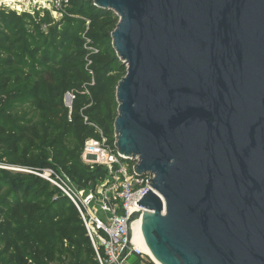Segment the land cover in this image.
Instances as JSON below:
<instances>
[{"label":"water","instance_id":"95a60500","mask_svg":"<svg viewBox=\"0 0 264 264\" xmlns=\"http://www.w3.org/2000/svg\"><path fill=\"white\" fill-rule=\"evenodd\" d=\"M119 18L118 154L160 264H264V0H87ZM139 252H137L138 254Z\"/></svg>","mask_w":264,"mask_h":264},{"label":"trees","instance_id":"16d2710c","mask_svg":"<svg viewBox=\"0 0 264 264\" xmlns=\"http://www.w3.org/2000/svg\"><path fill=\"white\" fill-rule=\"evenodd\" d=\"M70 6L74 18L56 25L43 10L0 8V165L52 169L77 188L90 189L106 180L108 171H90L81 161L85 142L98 137L85 117L92 118L91 123L96 120L111 142L116 141L118 85L109 74L125 65L113 47L116 14L97 8L93 1L71 0ZM87 23L103 60L91 96L77 94L69 112L64 95L82 91L89 81L81 47ZM27 107L31 111L23 113ZM0 264L99 263L69 198L34 174L0 168Z\"/></svg>","mask_w":264,"mask_h":264},{"label":"built area","instance_id":"2783aa9c","mask_svg":"<svg viewBox=\"0 0 264 264\" xmlns=\"http://www.w3.org/2000/svg\"><path fill=\"white\" fill-rule=\"evenodd\" d=\"M50 3L56 14H62L71 0H44L42 5ZM94 53L99 51L94 49ZM85 123L95 128L97 138L88 139L83 158L97 167L108 171V178L102 185L98 196L91 190L88 194L77 188L68 176L57 174L52 169L26 170L22 172L43 178L76 206L88 237L91 240L99 264H127L131 254L141 256L144 264H157L150 256L138 251L131 242L128 255L124 251L129 244L128 223L134 213L142 211L139 201L152 190L154 177L151 174H135L138 160L118 154L109 137L94 123ZM91 193V194H90ZM137 252H139L137 254Z\"/></svg>","mask_w":264,"mask_h":264},{"label":"rangeland","instance_id":"374dc122","mask_svg":"<svg viewBox=\"0 0 264 264\" xmlns=\"http://www.w3.org/2000/svg\"><path fill=\"white\" fill-rule=\"evenodd\" d=\"M42 1H44V0H16V1H14L15 2L14 3V2H12V0H10V1L0 0V8L6 7V8H9L11 10L17 11L19 13L40 11V10L42 11L43 10V11L49 12V14L51 15V18L53 20L54 25L58 24L59 22L65 20L67 18H70V19L74 18L70 12L71 11L70 5L62 11V14H56L54 9H51L52 6L50 5V3H47L46 5H42ZM44 30L45 31L47 30V26H45ZM93 34H95V32L93 33L91 23H87V29L81 36V40H82L81 41V47H82V50L85 51V56L82 58V60L84 62L83 63L84 69L86 72H88L89 81L83 85L82 91L71 90V91H68L66 93V95H64V98H63L64 106H65V108H67L69 110V112L72 111L73 103L77 97V94H87L88 96H91L90 89L96 85L97 69H99L101 61L103 60V58L101 56L102 48L100 47V45H97L96 42L93 40ZM94 49L98 50L99 52L94 53L93 52ZM115 73H116V71L113 70L109 74V76L115 75L116 81H117L116 84L119 85V83L123 80V78L127 74V67L124 66V68H122L120 72H117V74H115ZM117 88H118V86H117ZM117 88H114V93L116 95V103H117V107L115 109L116 110L115 115L118 117L119 103L117 100ZM92 105H93V103L89 106L86 105V107H85V109H83V111L85 110V112H86ZM30 111H31V109L28 107L24 108L22 110L23 113H29ZM85 118L88 119V122H91V120H92V118H91V120H89L88 117H85ZM95 121L96 120H93L94 124H96L104 132V130L100 127V125ZM115 122H116V120H115ZM115 122H114L113 133H114V138L116 139ZM104 134H105V132H104ZM86 142H85V144H86ZM81 161H82V163L85 164L86 167H88L90 169V171H94L98 168L96 165L87 162L83 158V154L81 157ZM0 168L1 169L5 168L8 170L19 171V172L29 170V169L24 168L21 165H13L10 163H5L4 165H0ZM24 173H26V172H24ZM62 175H64V174H62ZM104 183H105V181H99L96 184V186H94L90 189H80V190L85 191L86 194H88L91 190H94L93 191L94 195L98 196L100 188H102L101 186L104 185Z\"/></svg>","mask_w":264,"mask_h":264},{"label":"bare ground","instance_id":"6f19581e","mask_svg":"<svg viewBox=\"0 0 264 264\" xmlns=\"http://www.w3.org/2000/svg\"><path fill=\"white\" fill-rule=\"evenodd\" d=\"M10 1V0H7ZM16 0H12L14 2ZM15 3V2H14ZM132 245L140 252L150 256L157 264H160L152 255L151 251L147 247L144 239H143V233L141 229V221H136L132 225Z\"/></svg>","mask_w":264,"mask_h":264},{"label":"crops","instance_id":"0c3cea01","mask_svg":"<svg viewBox=\"0 0 264 264\" xmlns=\"http://www.w3.org/2000/svg\"><path fill=\"white\" fill-rule=\"evenodd\" d=\"M126 263L127 264H144L143 259L136 254L129 255L126 259Z\"/></svg>","mask_w":264,"mask_h":264}]
</instances>
